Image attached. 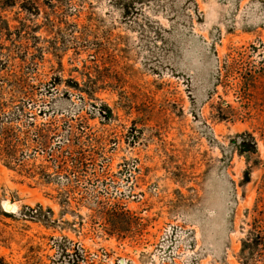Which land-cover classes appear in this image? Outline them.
I'll use <instances>...</instances> for the list:
<instances>
[{
  "label": "rangeland",
  "instance_id": "rangeland-1",
  "mask_svg": "<svg viewBox=\"0 0 264 264\" xmlns=\"http://www.w3.org/2000/svg\"><path fill=\"white\" fill-rule=\"evenodd\" d=\"M259 233L264 0H0V264H264Z\"/></svg>",
  "mask_w": 264,
  "mask_h": 264
},
{
  "label": "trees",
  "instance_id": "trees-1",
  "mask_svg": "<svg viewBox=\"0 0 264 264\" xmlns=\"http://www.w3.org/2000/svg\"><path fill=\"white\" fill-rule=\"evenodd\" d=\"M256 222H257V221H256ZM259 235H261V233H259L258 235H256V237H255V238H256L257 240H256V239H254V241H255L256 243H258V241H259V240H261V239H263V240H264V237H261V236H259ZM262 242H263V241H262ZM245 244H246V243H245Z\"/></svg>",
  "mask_w": 264,
  "mask_h": 264
},
{
  "label": "bare ground",
  "instance_id": "bare-ground-1",
  "mask_svg": "<svg viewBox=\"0 0 264 264\" xmlns=\"http://www.w3.org/2000/svg\"><path fill=\"white\" fill-rule=\"evenodd\" d=\"M14 206V205H13ZM9 206V208H10V210H14L13 208L15 207L16 208V206Z\"/></svg>",
  "mask_w": 264,
  "mask_h": 264
}]
</instances>
